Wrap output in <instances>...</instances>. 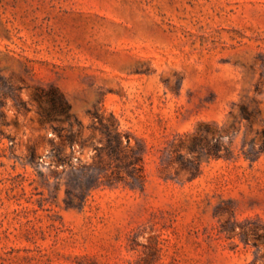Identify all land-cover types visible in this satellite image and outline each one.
Wrapping results in <instances>:
<instances>
[{"label": "rangeland", "instance_id": "1", "mask_svg": "<svg viewBox=\"0 0 264 264\" xmlns=\"http://www.w3.org/2000/svg\"><path fill=\"white\" fill-rule=\"evenodd\" d=\"M112 118L144 188L69 205L51 141ZM207 129L231 152L191 179ZM263 132L264 0H0V264H264Z\"/></svg>", "mask_w": 264, "mask_h": 264}, {"label": "trees", "instance_id": "2", "mask_svg": "<svg viewBox=\"0 0 264 264\" xmlns=\"http://www.w3.org/2000/svg\"><path fill=\"white\" fill-rule=\"evenodd\" d=\"M36 97L39 101L47 100L51 107L48 115L50 119L65 117L70 120L71 107L57 88H51L50 91L40 90ZM103 130L105 135L103 140H59L58 145L51 141L54 152L49 157L51 159L49 166L57 170L62 169L59 173L58 185H61L63 176L70 179L65 184L66 202L69 205L82 204L93 191L104 186L113 187L122 184L133 189L144 188L145 175L141 152L131 146L130 138L126 137L125 140L113 118ZM208 133L207 129L192 139L189 150L196 155V158L192 163L193 168H187L191 179L199 174L203 158H221L222 154L223 157L230 155V147L221 141V137L216 143H212L213 139L208 137ZM77 144L80 145L81 151L84 148L93 150L95 154L91 157V164L84 163L81 157L75 158L74 148ZM66 149H71L72 152L67 154ZM259 153H264V146ZM245 156L250 158L249 154ZM35 159V154H32L31 162ZM257 159L258 157L254 158Z\"/></svg>", "mask_w": 264, "mask_h": 264}]
</instances>
